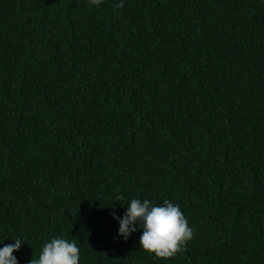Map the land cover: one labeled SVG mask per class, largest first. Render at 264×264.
Returning <instances> with one entry per match:
<instances>
[{
    "label": "trees",
    "instance_id": "16d2710c",
    "mask_svg": "<svg viewBox=\"0 0 264 264\" xmlns=\"http://www.w3.org/2000/svg\"><path fill=\"white\" fill-rule=\"evenodd\" d=\"M120 2L0 0V247L264 264V0ZM132 198L180 205L182 251L116 238Z\"/></svg>",
    "mask_w": 264,
    "mask_h": 264
},
{
    "label": "clouds",
    "instance_id": "9594fccd",
    "mask_svg": "<svg viewBox=\"0 0 264 264\" xmlns=\"http://www.w3.org/2000/svg\"><path fill=\"white\" fill-rule=\"evenodd\" d=\"M102 3L103 0H89L90 6L97 8ZM117 6L122 7L123 0ZM121 199L123 197L117 196L116 201ZM124 204H127V208L122 216L112 212L113 219L118 222L116 238L127 241L133 233L142 229L139 246L167 260L182 251L193 237V229L178 203L165 199L157 204L147 198H132L121 205ZM12 239L14 243L0 247V264H19L14 253L21 249L26 240L22 241L19 237ZM29 264H80V248L75 239L53 236L43 243L38 257L34 259L32 256Z\"/></svg>",
    "mask_w": 264,
    "mask_h": 264
}]
</instances>
